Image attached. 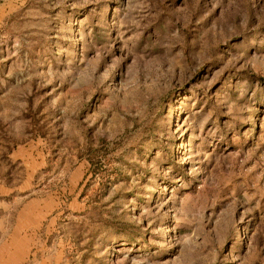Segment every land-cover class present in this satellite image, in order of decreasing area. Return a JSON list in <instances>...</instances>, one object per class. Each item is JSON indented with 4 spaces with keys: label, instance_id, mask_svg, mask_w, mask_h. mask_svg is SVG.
Wrapping results in <instances>:
<instances>
[{
    "label": "rangeland",
    "instance_id": "374dc122",
    "mask_svg": "<svg viewBox=\"0 0 264 264\" xmlns=\"http://www.w3.org/2000/svg\"><path fill=\"white\" fill-rule=\"evenodd\" d=\"M0 264H264V0H0Z\"/></svg>",
    "mask_w": 264,
    "mask_h": 264
}]
</instances>
